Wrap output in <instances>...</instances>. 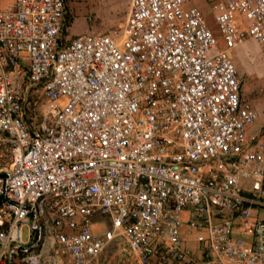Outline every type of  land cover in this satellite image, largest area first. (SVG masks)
Segmentation results:
<instances>
[{"label": "built area", "instance_id": "1", "mask_svg": "<svg viewBox=\"0 0 264 264\" xmlns=\"http://www.w3.org/2000/svg\"><path fill=\"white\" fill-rule=\"evenodd\" d=\"M193 1L131 0L118 29L69 39L65 0L0 4V264H94L113 241L184 261V225L218 264H264V201L242 187L264 134L232 56L264 45V0H208L217 33Z\"/></svg>", "mask_w": 264, "mask_h": 264}, {"label": "crops", "instance_id": "2", "mask_svg": "<svg viewBox=\"0 0 264 264\" xmlns=\"http://www.w3.org/2000/svg\"><path fill=\"white\" fill-rule=\"evenodd\" d=\"M130 2L131 0H65L66 24L64 28V38L69 39L72 36L83 34H71L69 32V27L76 16H86L89 13H92L98 21L95 27V34L109 32L114 28L122 26L130 9ZM12 3L13 0H0L2 6H8ZM191 4L201 10L207 24L217 33L218 30L214 21V14L210 9L208 0H194ZM223 47L224 43L219 39V48ZM232 56L241 80L240 95L242 98L249 101L258 112V118L252 124L250 130L253 133L264 134V97L259 96L257 93V91L261 93L264 92V46H258V43L249 39L237 47L232 52ZM242 187L245 193L255 195L264 201V179L260 183H255L248 179L243 180ZM188 214V211H185L184 218H187ZM252 214L253 216L264 219V205H254L252 207ZM97 218L106 220L102 215H98ZM109 224L110 223L107 221V223L101 225V227H103L104 230ZM233 234L247 242L250 241V237L243 234L237 224H235L233 228ZM206 236L207 229L205 227L190 229L187 225L182 226L180 238L183 248L187 251L188 256L186 260L179 262L173 260L163 262L158 256L153 258V264H194L201 259L209 260L211 264H218L205 244L204 240ZM19 257V255L16 256L13 254L12 258L7 261L6 264H22ZM94 264L138 263L134 257L130 258L126 255L122 244L113 241L97 257Z\"/></svg>", "mask_w": 264, "mask_h": 264}, {"label": "rangeland", "instance_id": "3", "mask_svg": "<svg viewBox=\"0 0 264 264\" xmlns=\"http://www.w3.org/2000/svg\"><path fill=\"white\" fill-rule=\"evenodd\" d=\"M124 7H125V4H124ZM90 16V18H89ZM98 24V21H97V18L92 14V13H89L88 15L84 16V15H80V16H76L74 21L70 24V27H69V32L71 34L73 33H91V34H95L96 32V26ZM215 27V25H214ZM114 29H118L117 28H114ZM214 30V29H213ZM215 30H216V27H215ZM264 46V45H261V44H258V46ZM258 95L259 96H263L264 97V92H258ZM98 215H95L93 216V220L97 221L95 223V230L97 231V233H101L103 231V227H101V225H105L107 223L106 220H102V219H98L97 218ZM25 233H26V229L23 230V237L25 238Z\"/></svg>", "mask_w": 264, "mask_h": 264}]
</instances>
